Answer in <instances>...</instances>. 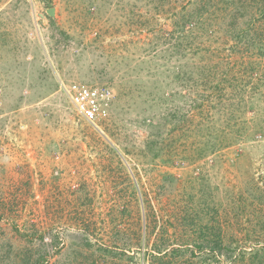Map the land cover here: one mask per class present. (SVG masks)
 Returning a JSON list of instances; mask_svg holds the SVG:
<instances>
[{
    "label": "rangeland",
    "instance_id": "1",
    "mask_svg": "<svg viewBox=\"0 0 264 264\" xmlns=\"http://www.w3.org/2000/svg\"><path fill=\"white\" fill-rule=\"evenodd\" d=\"M0 264H264V0H0Z\"/></svg>",
    "mask_w": 264,
    "mask_h": 264
},
{
    "label": "built area",
    "instance_id": "2",
    "mask_svg": "<svg viewBox=\"0 0 264 264\" xmlns=\"http://www.w3.org/2000/svg\"><path fill=\"white\" fill-rule=\"evenodd\" d=\"M68 95L78 114L98 127V120L107 114L103 100L108 93L84 83H74L68 88Z\"/></svg>",
    "mask_w": 264,
    "mask_h": 264
}]
</instances>
